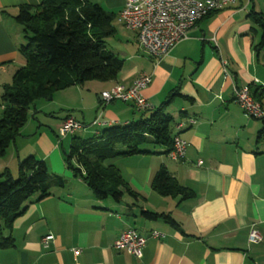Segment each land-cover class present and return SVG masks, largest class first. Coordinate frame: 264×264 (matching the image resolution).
<instances>
[{
	"label": "crops",
	"instance_id": "0c3cea01",
	"mask_svg": "<svg viewBox=\"0 0 264 264\" xmlns=\"http://www.w3.org/2000/svg\"><path fill=\"white\" fill-rule=\"evenodd\" d=\"M86 1L115 14V32L106 39V49L122 60V66L112 80L70 85L37 99L54 107L32 106L36 100L29 107L21 128L26 134L9 146L8 160L0 159V174L11 173L12 161L18 169L19 160L34 155L46 163L50 174H62L65 183L41 200L32 196L25 202L24 212L4 230L13 244L0 248V264H264V138L257 140L264 124L245 115L233 91L248 85L250 91L264 88L261 30L250 18L251 12L264 13V8L255 0H234L196 23L165 55L148 54L145 59L133 54V43L140 48L136 34L119 21L125 0ZM40 2L0 0V118L3 88L26 64L20 51L23 27L16 16L22 6ZM114 21L128 35H119ZM113 38L120 48L107 44ZM141 73L152 77L142 90L151 109L141 111L118 100L102 102V91L116 84L130 86ZM174 93L188 99L171 97ZM169 100L165 111L174 121L173 136L188 142L184 158L171 159L164 147L152 143L140 146L147 152L109 158L104 163L119 170L139 199L126 192L119 202L96 198L67 166L66 143L70 147L74 136L98 137L104 128L139 120ZM68 116L85 126L59 139L58 127ZM96 118L97 125L88 124ZM162 166L178 184L192 190L190 198L161 196L151 188ZM143 211L167 213L176 223L148 219ZM128 228L147 238L140 258L113 247ZM251 228L260 235L258 242L249 241ZM152 231L161 235L153 238ZM45 236L50 237L47 243Z\"/></svg>",
	"mask_w": 264,
	"mask_h": 264
},
{
	"label": "trees",
	"instance_id": "16d2710c",
	"mask_svg": "<svg viewBox=\"0 0 264 264\" xmlns=\"http://www.w3.org/2000/svg\"><path fill=\"white\" fill-rule=\"evenodd\" d=\"M114 17V13L101 5L86 0H41L36 6L20 8L16 20L23 27L24 42L20 51L26 64L16 70L11 84L3 88L1 95L4 109L0 118V159L19 135L35 100L70 85L116 77L122 60L106 49V39L115 32ZM250 18L260 27L258 47L264 48V13L251 12ZM250 93L264 109L261 103L264 88ZM168 102L139 120L104 128L98 137H73L75 143L65 152L67 166L89 186L96 198L119 202L126 192L139 199V194L129 187L119 170L104 162L118 155L147 152L140 149L147 143L164 147L168 155L174 137L173 118L165 111ZM257 120L264 124V118ZM262 138L264 127L257 133V140ZM118 144L125 150H116ZM1 175L4 178L0 181V248H5L13 241L4 236V230L10 229L24 212L25 202L32 196H37L36 200L45 198L52 188L62 187L65 179L50 174L46 163L34 155L18 161L16 179L8 170ZM151 188L161 196H181L182 200L192 196V190L178 184L163 166L153 176ZM143 215L151 220L160 218L176 223L167 213L143 211Z\"/></svg>",
	"mask_w": 264,
	"mask_h": 264
},
{
	"label": "built area",
	"instance_id": "2783aa9c",
	"mask_svg": "<svg viewBox=\"0 0 264 264\" xmlns=\"http://www.w3.org/2000/svg\"><path fill=\"white\" fill-rule=\"evenodd\" d=\"M234 0H125L118 13L123 27L136 34L138 45L150 56L161 57L168 53L177 43L187 38L191 28L210 13L224 9ZM151 75L141 73L130 86L116 84L101 92L103 103L122 101L132 103L141 111L151 109L142 95L151 82ZM234 100L241 107L245 115L254 119L264 118V109L250 93L248 86L234 87ZM193 122V121H192ZM99 123L96 118L90 125ZM84 124L72 116L66 117L58 127L59 139L74 135L84 128ZM181 124L177 125L180 128ZM188 142L179 135L173 137V148L168 153L171 159H182L185 156ZM161 234L151 232V237L157 238ZM49 236L43 238L47 243ZM250 242H258L261 237L255 228L248 233ZM147 238L135 229L123 230L114 241L117 250H128L133 256L140 258ZM76 254L78 250L74 251Z\"/></svg>",
	"mask_w": 264,
	"mask_h": 264
},
{
	"label": "rangeland",
	"instance_id": "374dc122",
	"mask_svg": "<svg viewBox=\"0 0 264 264\" xmlns=\"http://www.w3.org/2000/svg\"><path fill=\"white\" fill-rule=\"evenodd\" d=\"M255 3H256V5L258 6H261V8H264V0H255ZM114 24L117 26V28H118V30H119V35H128V33L127 32H125V31H123L121 28H120V26L119 25H117V23H116V21H114ZM114 40V41H113ZM116 41V42H115ZM107 44H109V46H114V47H117V48H120V45H119V42L116 40V38H113L112 39V41H110L109 43H107ZM132 52H133V54L134 55H136V56H139V57H145V59L146 58H148V53H146L145 51H143L141 48H139V47H137V45L135 44V43H133L132 44ZM120 58H124L125 59V63H130V61L128 60V59H126V57H123V55H121V57ZM44 100H36V102L32 105V106H34L35 104L37 105H39L40 103H45V104H48V105H51L52 107H54L53 106V104L51 103V102H49V103H46V102H43ZM260 104V103H259ZM261 106V105H260ZM39 115V114H38ZM40 116V115H39ZM40 117H42V116H40ZM92 123V121L90 122V123H88V124H91ZM172 127H173V125H172ZM22 129H20V131H19V135L16 137V138H19V137H21L23 134H26V131L25 132H23V131H21ZM173 130V129H172ZM23 133V134H22ZM20 134H22L21 136H20ZM15 138V139H16ZM66 141H68V139H66ZM10 146V145H9ZM9 146L7 147V149H6V151H5V154L2 156V158L1 159H7L8 160V154H9V151H10V149L11 148H9ZM143 146V145H142ZM29 147V146H28ZM66 149H67V152L69 151V149H70V147H69V143H66V147H65ZM116 150H118V151H121V150H123L125 147L123 146V145H120V144H118L116 147ZM122 159H126V158H122ZM126 161V160H125ZM72 163H74V165H75V162L73 161ZM124 164V163H123ZM124 166V165H123ZM10 170H11V173L13 174V177H14V179H16L17 178V171H18V169H17V167H16V163H15V161H12L11 163H10ZM121 170H123V174H124V176H127V173H126V170H125V168H122ZM56 175H58V176H62V174H60V173H55Z\"/></svg>",
	"mask_w": 264,
	"mask_h": 264
}]
</instances>
